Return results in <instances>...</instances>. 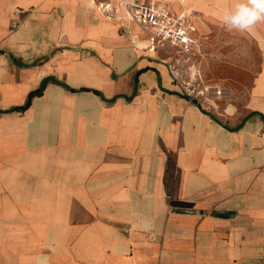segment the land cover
Masks as SVG:
<instances>
[{
	"label": "crops",
	"instance_id": "obj_1",
	"mask_svg": "<svg viewBox=\"0 0 264 264\" xmlns=\"http://www.w3.org/2000/svg\"><path fill=\"white\" fill-rule=\"evenodd\" d=\"M122 1L190 12L242 107L189 101L98 9ZM237 2L0 0V264H264V21L229 29Z\"/></svg>",
	"mask_w": 264,
	"mask_h": 264
},
{
	"label": "built area",
	"instance_id": "obj_2",
	"mask_svg": "<svg viewBox=\"0 0 264 264\" xmlns=\"http://www.w3.org/2000/svg\"><path fill=\"white\" fill-rule=\"evenodd\" d=\"M98 9L108 17L120 11L128 21L136 23L147 33V50L167 54L162 61L168 64L173 80L189 101L197 102L199 98L205 101L222 95V90L208 84L202 75L200 59L203 47L194 35L193 15L190 12L173 11L159 3L128 1L115 6L100 2ZM171 53L174 55L171 56Z\"/></svg>",
	"mask_w": 264,
	"mask_h": 264
},
{
	"label": "rangeland",
	"instance_id": "obj_3",
	"mask_svg": "<svg viewBox=\"0 0 264 264\" xmlns=\"http://www.w3.org/2000/svg\"><path fill=\"white\" fill-rule=\"evenodd\" d=\"M212 44L204 43L205 57L202 60V73L204 80L210 85L218 84L222 90V95L218 98H213L211 101H215L219 104L218 108L223 107L226 104H231L237 109L242 107L243 102L247 97V89L250 84V78L242 77V71H227L225 66L227 61L219 60L213 55ZM225 49H228V45H225ZM167 55V54H166ZM166 55L161 54V59ZM171 56L174 53L170 54ZM170 62V61H168ZM172 62V61H171ZM166 65L168 70V64ZM198 101L203 100L201 98Z\"/></svg>",
	"mask_w": 264,
	"mask_h": 264
},
{
	"label": "clouds",
	"instance_id": "obj_4",
	"mask_svg": "<svg viewBox=\"0 0 264 264\" xmlns=\"http://www.w3.org/2000/svg\"><path fill=\"white\" fill-rule=\"evenodd\" d=\"M221 19L229 29L249 31L264 21V0H238L235 8L226 10Z\"/></svg>",
	"mask_w": 264,
	"mask_h": 264
},
{
	"label": "trees",
	"instance_id": "obj_5",
	"mask_svg": "<svg viewBox=\"0 0 264 264\" xmlns=\"http://www.w3.org/2000/svg\"><path fill=\"white\" fill-rule=\"evenodd\" d=\"M42 91H43V87L35 90V91H32L28 94V97H27V100L25 102V104L23 106H20V107H15L14 110H18V111H23L25 110L29 105H30V102L32 100V98H34L35 96H39L42 94ZM196 101H193V103H195Z\"/></svg>",
	"mask_w": 264,
	"mask_h": 264
},
{
	"label": "bare ground",
	"instance_id": "obj_6",
	"mask_svg": "<svg viewBox=\"0 0 264 264\" xmlns=\"http://www.w3.org/2000/svg\"><path fill=\"white\" fill-rule=\"evenodd\" d=\"M147 56H148V54H147Z\"/></svg>",
	"mask_w": 264,
	"mask_h": 264
}]
</instances>
